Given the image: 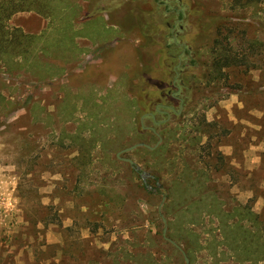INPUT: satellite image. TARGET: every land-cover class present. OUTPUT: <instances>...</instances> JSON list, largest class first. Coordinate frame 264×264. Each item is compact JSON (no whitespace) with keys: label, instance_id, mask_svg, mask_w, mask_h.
<instances>
[{"label":"rangeland","instance_id":"obj_1","mask_svg":"<svg viewBox=\"0 0 264 264\" xmlns=\"http://www.w3.org/2000/svg\"><path fill=\"white\" fill-rule=\"evenodd\" d=\"M43 1L40 13L7 24L35 37L32 54L0 62V264H185L180 239L190 235L189 264H236L209 211L237 210L247 228V213L264 223V0H168L186 18L175 33L190 50L182 62L196 61L183 76L195 110L156 123L147 116L163 102L155 84L181 49L164 48L173 41L163 21L155 25V1L107 0L124 8H112L121 22L113 27L101 12L80 15L76 0ZM134 7L149 15L153 39L128 18ZM228 23L238 26L233 47L258 46L247 65L208 83L213 29ZM150 128L159 152L120 155L135 171L116 155L154 146Z\"/></svg>","mask_w":264,"mask_h":264},{"label":"trees","instance_id":"obj_2","mask_svg":"<svg viewBox=\"0 0 264 264\" xmlns=\"http://www.w3.org/2000/svg\"><path fill=\"white\" fill-rule=\"evenodd\" d=\"M182 4L184 0H179ZM259 0H245L244 4L240 5L241 7L247 6H257ZM48 6L45 1L43 0H0V62L8 60L10 58L16 56H24L29 57L32 53H29V49H33L34 45H36L35 37H31L28 35H24L19 29H12L8 28V22L10 19L18 14V13H40V9ZM155 9L158 14L157 20L155 25L158 26L162 23L170 22L168 21L169 17H166L164 13L161 11L157 5H154ZM176 8V7H175ZM135 15V21L139 31L141 32V36L145 39L147 37L153 36L151 35V23L148 22L147 18L149 15L143 14L141 11L133 13ZM160 17H164L163 20ZM179 19L185 20V16L183 12H180L178 17ZM222 26H225L223 30ZM168 30V28H167ZM214 30V37L212 39V45L208 48V54L212 59L210 66L208 67V72L204 75L207 79L208 83L213 81H219L222 78L224 69L228 68H238L247 65V57L253 56L258 46V43L255 39L252 40H245L246 42L243 43L244 46L241 48H235L232 45V41L234 37V32H238V26L235 23L226 24V25H219V27H215ZM223 31H226L223 34ZM244 35V31L241 32ZM151 35V36H150ZM237 38V37H236ZM231 39V40H230ZM243 39V38H242ZM242 44L238 45L240 47ZM187 47V46H186ZM174 48L177 49L175 45L169 46V49ZM190 50H186V54L190 55ZM191 65H195L196 61L190 59ZM189 63V64H190ZM252 68H255L252 66ZM189 76V75H186ZM195 78V76H194ZM187 84V83H186ZM189 89H187V99L185 101V108L183 111L185 113L193 112L195 109L192 106V101L194 100V88L187 85ZM155 114V111L153 112ZM182 114V115H183ZM160 116V115H155ZM149 118V117H148ZM151 119V118H149ZM202 126L208 128L209 126L205 124L203 120ZM149 133L150 132L148 131ZM155 135V134H153ZM157 137V135H155ZM161 149V147H160ZM159 152V148L156 149ZM154 180H158L155 177ZM201 200L195 201L193 203L198 204ZM239 211H235V213L230 214L228 211H222V209L209 211V216H214L219 219V222L222 225H218L217 230L222 238L219 244L224 246L228 252H230L231 258L235 261L236 264H243L244 262H249L250 264H261L264 263V223H258V216L253 215L251 213H247L250 215V220L254 222V225H251L250 228H247L245 225H240L241 218H239L240 214ZM237 217V222L232 221V225H228V219H233ZM260 224V225H259ZM263 224V225H262ZM165 237L173 242L168 235ZM183 241L184 246H186V250L184 251L189 262L191 261V253L196 248L194 245L197 243L195 236H191L190 238L187 237L186 239H180ZM170 246L177 249L181 252L180 247L175 243L178 247L176 248L170 242L165 240ZM224 248V249H225ZM185 249V248H184Z\"/></svg>","mask_w":264,"mask_h":264},{"label":"flooded vegetation","instance_id":"obj_3","mask_svg":"<svg viewBox=\"0 0 264 264\" xmlns=\"http://www.w3.org/2000/svg\"><path fill=\"white\" fill-rule=\"evenodd\" d=\"M155 1L154 5H157L160 9H162V12L164 15L168 18V21L171 22L174 19V22L172 25L169 23H166V27L169 29V34L165 35L166 39H171L173 41V45L177 47V49H181V53L177 55H170L167 58H172L175 60V64L170 69L169 73H165L164 77L161 79V81L157 84H155V87L157 88V91L159 93V101H163L162 103H159L155 106V114H147L149 118L155 122V115H164L167 118L173 117H181L185 108V101L183 99L184 93H187L186 87V79L183 78V76L189 75V70L191 69V66L189 63H183L182 62V56L186 54L187 47L184 45V43H179L178 40L181 41V37H178L175 33L176 28L179 30L182 29L180 26L181 19H179L180 12H182L178 8H173L174 6H171V4L168 3V0H150ZM116 11H122L123 4H118L115 8L111 6L108 2H106L102 6H96L92 5L90 7L89 12H103L107 15L108 19L112 20L110 21L111 24L118 25L121 22H116V14H114V10ZM136 8L129 9L128 18H130L133 13L136 12ZM134 18V16H132ZM135 20V18H134ZM119 21V20H118ZM136 22V21H135ZM136 28L137 24H136ZM139 30V29H138ZM164 41V40H163ZM169 46H166V41L164 44V48L166 50H169ZM187 55V54H186ZM150 132H153L152 129H149Z\"/></svg>","mask_w":264,"mask_h":264},{"label":"water","instance_id":"obj_4","mask_svg":"<svg viewBox=\"0 0 264 264\" xmlns=\"http://www.w3.org/2000/svg\"><path fill=\"white\" fill-rule=\"evenodd\" d=\"M157 137H158V141H157V143H156L154 146L150 147V146H148V145H144V144H135V145H133V146H131V147H128V148L123 149V150H121L120 152H118L117 155H116V158H117L119 161H121V162L127 163V164H128L131 168H133L135 171H138V168L135 167L134 163H133L130 159L121 158L120 155H122V154H126V153H130V152H132V151H134V150H136V149H139V148H144V149H146V150H148V151H154V150H156V149L160 146V144H161V142H162V139H161L159 136H157ZM140 175H141V177H142L143 179L145 178L144 174H140ZM163 223L165 224V220H164V219H163ZM165 234H166V227H165L164 230H163V237H164V239L167 240V241L170 242L173 246H175L176 248L179 249V247H178L174 242H172L171 240H169V239H167V238L165 237ZM181 253H182V256H183V259H184V263H185V264H189V259L187 258L186 254H185L184 252H181Z\"/></svg>","mask_w":264,"mask_h":264},{"label":"crops","instance_id":"obj_5","mask_svg":"<svg viewBox=\"0 0 264 264\" xmlns=\"http://www.w3.org/2000/svg\"><path fill=\"white\" fill-rule=\"evenodd\" d=\"M76 1H78V4L79 3H81L80 5L81 6H86L85 7V9H80L79 10V14L80 15H85V13H88L89 12V10H90V7L92 6V5H96V6H102V5H104L106 2H107V0H76ZM82 1V2H81ZM92 3V4H91ZM91 5V6H90ZM89 7V8H88ZM86 8H87V10H86ZM87 12H86V11ZM94 13H96V14H98L99 12H94ZM101 14L102 15H104V13L103 12H101ZM28 15V14H27ZM32 15V14H31ZM72 20V19H71ZM75 21V20H74ZM107 21H109L108 23L110 24L109 26L110 27H113V26H116V25H114V24H111V22H110V19H108V17H107ZM23 29V28H22ZM23 33V32H22ZM121 33V32H120ZM124 32L122 31V33L121 34H123ZM24 34V33H23ZM24 35H27V34H24ZM29 36V35H28ZM74 37H76V38H80V36H74ZM122 38V36L120 37V39ZM73 40V39H72ZM88 44H89V46H85L84 45V48H89L90 46L91 47H94V46H96V47H103L102 45H98V44H90L89 43V41H88ZM109 44H112V47H117V44H116V42H110ZM98 45V46H97ZM78 46H81V45H78ZM104 48V47H103ZM81 49V48H80ZM100 49H102V48H100ZM81 51H82V49H81ZM80 51V52H81ZM79 52V51H78ZM85 52H87V51H83V53H85ZM100 53V52H99ZM102 58L103 57H101L100 55H99V57H98V60H96V61H94V63H93V65L94 66H97L98 64H99V62H100V60H102ZM108 76V75H107ZM107 76H106V81L104 82V83H102V84H100V85H105V84H107L106 82L109 80L110 81V77H112V78H114V76H109L108 77V79H107Z\"/></svg>","mask_w":264,"mask_h":264}]
</instances>
